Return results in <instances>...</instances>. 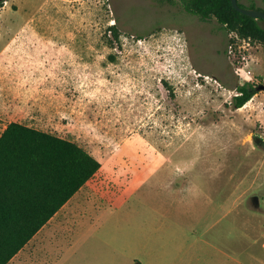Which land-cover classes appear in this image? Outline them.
<instances>
[{
    "label": "rangeland",
    "instance_id": "obj_1",
    "mask_svg": "<svg viewBox=\"0 0 264 264\" xmlns=\"http://www.w3.org/2000/svg\"><path fill=\"white\" fill-rule=\"evenodd\" d=\"M189 3H1L0 136L22 123L101 162L80 200L108 203L78 223L91 264H264V90L233 105L264 84V44L244 68L237 32Z\"/></svg>",
    "mask_w": 264,
    "mask_h": 264
},
{
    "label": "trees",
    "instance_id": "obj_2",
    "mask_svg": "<svg viewBox=\"0 0 264 264\" xmlns=\"http://www.w3.org/2000/svg\"><path fill=\"white\" fill-rule=\"evenodd\" d=\"M239 3L264 11L254 2ZM186 9L203 21L215 17L222 30L264 44V20L237 11L231 0H190ZM259 86L251 81L239 84L234 107L248 103ZM101 166L74 142L10 123L0 136V264H7Z\"/></svg>",
    "mask_w": 264,
    "mask_h": 264
},
{
    "label": "crops",
    "instance_id": "obj_3",
    "mask_svg": "<svg viewBox=\"0 0 264 264\" xmlns=\"http://www.w3.org/2000/svg\"><path fill=\"white\" fill-rule=\"evenodd\" d=\"M254 64L255 63L253 62L252 69L255 67ZM256 96H258V93H256L254 97ZM100 170H103V167H101ZM90 180L86 182L80 190L68 200V202H66V204L30 239V241L21 250H19L12 257L7 264L92 263V257L86 255L96 253L93 251H96L99 248L94 245L88 247L83 246V236H85V234L81 233L83 231V227L80 226V224L78 225V223L81 219L88 217L87 214L90 213V209H106L105 206L108 205V203L106 205H97L92 199L86 200L89 201V203H86V201L83 204L80 203V200L82 199L84 201L87 195L89 196L90 192L93 194V187H87ZM115 187L116 186L114 185V190ZM106 194H108V192H104L103 196L105 197ZM79 208L83 209L82 214L79 213ZM66 210L68 213L72 211V214L76 216V219L73 220V218L70 217L71 214L63 217V213ZM63 223L66 225L64 226ZM133 261L136 264H142V261L138 258L133 259Z\"/></svg>",
    "mask_w": 264,
    "mask_h": 264
},
{
    "label": "built area",
    "instance_id": "obj_4",
    "mask_svg": "<svg viewBox=\"0 0 264 264\" xmlns=\"http://www.w3.org/2000/svg\"><path fill=\"white\" fill-rule=\"evenodd\" d=\"M232 36L235 37V42H232L230 44L229 52L232 55H234L239 62L240 60H243L242 63L245 61L246 63L244 68H246L250 65V61H249L250 53L248 54L246 52H249L253 47L252 46L253 39L250 37H242L238 33H233ZM246 73L248 75H251L252 74L251 69H247Z\"/></svg>",
    "mask_w": 264,
    "mask_h": 264
},
{
    "label": "water",
    "instance_id": "obj_5",
    "mask_svg": "<svg viewBox=\"0 0 264 264\" xmlns=\"http://www.w3.org/2000/svg\"><path fill=\"white\" fill-rule=\"evenodd\" d=\"M233 7L241 12L242 14L248 15L255 19H263L264 20V11L257 9V8H245L242 7L239 3V0H231ZM264 90V84L258 87V91ZM255 202L258 205V197H255Z\"/></svg>",
    "mask_w": 264,
    "mask_h": 264
}]
</instances>
